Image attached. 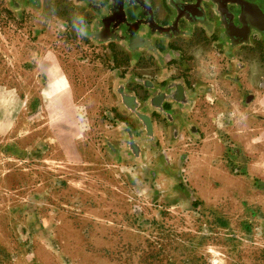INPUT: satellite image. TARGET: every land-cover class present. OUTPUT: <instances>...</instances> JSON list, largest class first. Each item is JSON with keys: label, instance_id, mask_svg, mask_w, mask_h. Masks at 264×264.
Segmentation results:
<instances>
[{"label": "rangeland", "instance_id": "obj_1", "mask_svg": "<svg viewBox=\"0 0 264 264\" xmlns=\"http://www.w3.org/2000/svg\"><path fill=\"white\" fill-rule=\"evenodd\" d=\"M49 17L0 0V264H264V93L215 81L135 160L109 49Z\"/></svg>", "mask_w": 264, "mask_h": 264}, {"label": "flooded vegetation", "instance_id": "obj_2", "mask_svg": "<svg viewBox=\"0 0 264 264\" xmlns=\"http://www.w3.org/2000/svg\"><path fill=\"white\" fill-rule=\"evenodd\" d=\"M15 1L22 9L47 10L49 18L60 20L69 34L94 47L109 49L117 65L111 89L115 110L110 113L111 123L118 151L125 140L119 125L126 128L124 144L132 158L136 151L143 158L151 148L147 142L158 143V123L166 128L168 142L174 127L176 140L182 129L190 137H200L199 127L189 116L196 100L211 98L214 91L212 82L193 80L195 66L187 53L190 45L203 44L207 49L205 62L215 81L235 85L243 99L255 100L240 76L245 65L236 51L257 50L264 64V0ZM73 3L80 9L85 35L64 18L73 10ZM156 6L164 12L162 20L157 18ZM143 65L150 69L148 75L138 71ZM142 78L152 84L151 91L142 87ZM256 89L264 93V81ZM258 118L264 121V114L258 113Z\"/></svg>", "mask_w": 264, "mask_h": 264}, {"label": "crops", "instance_id": "obj_3", "mask_svg": "<svg viewBox=\"0 0 264 264\" xmlns=\"http://www.w3.org/2000/svg\"><path fill=\"white\" fill-rule=\"evenodd\" d=\"M75 6L74 3L71 4L73 10L64 16L65 19H67L68 21L70 20V22L72 23H74L75 18L82 17V15L79 14L80 13L79 7H75ZM156 7H157V18L159 20H162L164 16V12L159 10L158 6ZM178 40L180 41L181 39ZM206 51L207 49L204 47L203 44H193L188 46L187 48V53L193 57L192 62L194 63L195 66V70L193 73V80H197L199 82H212L213 84H215V78L208 73V68L204 56L206 54ZM236 54L241 59L242 63L245 65V69L240 75L241 77H243V82L246 84L248 90L256 89L259 83L264 81V64L261 62L259 58V52L257 50L253 51V50L239 49L236 51ZM149 70L150 69H148L146 65H143L140 68H138V71L140 73L146 75H148V73L150 72ZM139 82L141 83L143 88L145 89L148 88L149 91H151L150 89H152V84L149 82V80L142 78L139 80ZM257 103L258 101L255 102V105L251 107V110L249 112L251 113L262 112L264 114V109L260 110L259 107H257L260 106L261 104L260 103L257 104ZM255 106L256 108L254 109ZM232 109H235L234 106L232 107ZM241 115L242 113L239 114V116ZM209 138L210 136L207 135L205 137V141L208 140Z\"/></svg>", "mask_w": 264, "mask_h": 264}, {"label": "clouds", "instance_id": "obj_4", "mask_svg": "<svg viewBox=\"0 0 264 264\" xmlns=\"http://www.w3.org/2000/svg\"><path fill=\"white\" fill-rule=\"evenodd\" d=\"M74 25L76 26V30L81 34L85 35L86 34V26L84 24V20L82 17H77L74 20Z\"/></svg>", "mask_w": 264, "mask_h": 264}, {"label": "water", "instance_id": "obj_5", "mask_svg": "<svg viewBox=\"0 0 264 264\" xmlns=\"http://www.w3.org/2000/svg\"><path fill=\"white\" fill-rule=\"evenodd\" d=\"M147 123H148L149 130H151L150 122L148 121ZM140 158H141L140 153L136 151L135 154H133V159L138 160Z\"/></svg>", "mask_w": 264, "mask_h": 264}, {"label": "bare ground", "instance_id": "obj_6", "mask_svg": "<svg viewBox=\"0 0 264 264\" xmlns=\"http://www.w3.org/2000/svg\"><path fill=\"white\" fill-rule=\"evenodd\" d=\"M144 125H145V129H147V124H146V123H144Z\"/></svg>", "mask_w": 264, "mask_h": 264}]
</instances>
